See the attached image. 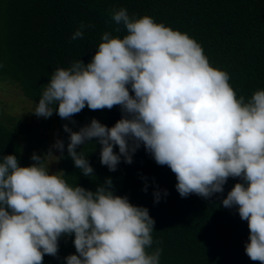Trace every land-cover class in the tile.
Instances as JSON below:
<instances>
[{"label":"clouds","instance_id":"clouds-1","mask_svg":"<svg viewBox=\"0 0 264 264\" xmlns=\"http://www.w3.org/2000/svg\"><path fill=\"white\" fill-rule=\"evenodd\" d=\"M111 20L126 34L104 32L90 62L56 68L32 112L47 119L55 111L75 124L72 117L86 106L120 107L111 127L95 118L77 131L62 125L67 155L86 177L94 169L81 146L95 140L110 172L122 159L131 164L143 145L175 174L182 198L209 199L229 178H239L220 203L247 221L244 252L264 264V90L237 97L229 74L210 66L199 43L150 16L135 18L119 8ZM85 27L93 25L81 22L71 40L82 39ZM64 148L56 139L46 153L34 152L28 166L16 155L0 156V264H43L45 255L57 256L62 235L74 237L75 254L65 264H160L161 249L149 251L155 221L146 207L115 195L111 178L91 191L69 184L63 170L50 172ZM167 195L157 187L154 203Z\"/></svg>","mask_w":264,"mask_h":264},{"label":"trees","instance_id":"trees-1","mask_svg":"<svg viewBox=\"0 0 264 264\" xmlns=\"http://www.w3.org/2000/svg\"><path fill=\"white\" fill-rule=\"evenodd\" d=\"M119 8L135 18L150 16L193 38L210 66L229 74L237 97L247 100L256 90H264V0H0V82L16 85L35 105L56 68H67L79 59L90 62L104 32L121 38L126 34L122 25L111 20L112 11ZM81 22L93 27L83 29L82 39L71 40ZM92 118L111 127L121 118V110L113 106L93 111L86 106L72 117L75 124L55 111L43 120L44 127L59 130L65 145L57 169L63 170L69 184L91 191L111 178L115 195L146 207L155 221L149 251L161 249L160 264H260L244 252L247 221L240 219L235 207L220 203L239 178H229L224 191L209 199L195 194L182 198L175 189V174L157 165L143 145L131 164L122 159L110 172L100 164V145L95 140L81 146L94 169V177L83 176L67 155L68 134L62 125L77 131ZM34 137L20 118L0 117V156L13 154L20 166L30 165ZM145 184L147 192L142 191ZM157 187L168 195L154 203ZM73 239L62 235L57 256L45 255L43 264H65L64 258L75 254Z\"/></svg>","mask_w":264,"mask_h":264},{"label":"rangeland","instance_id":"rangeland-1","mask_svg":"<svg viewBox=\"0 0 264 264\" xmlns=\"http://www.w3.org/2000/svg\"><path fill=\"white\" fill-rule=\"evenodd\" d=\"M34 108V103L26 99L16 85L0 82V117H17L29 125V130L36 137L33 138L31 146H29L31 147V153L35 152L37 155H42L48 151L56 139H61V136L56 127L53 129L44 127L43 120L45 118L37 117L32 112ZM45 125L48 126L47 122H45ZM53 154L59 155V152L53 149ZM31 163H33L32 160ZM57 163L52 162L49 164L50 172L58 171Z\"/></svg>","mask_w":264,"mask_h":264}]
</instances>
